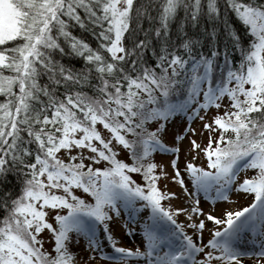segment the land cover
Returning a JSON list of instances; mask_svg holds the SVG:
<instances>
[{
    "label": "snow or ice",
    "instance_id": "1",
    "mask_svg": "<svg viewBox=\"0 0 264 264\" xmlns=\"http://www.w3.org/2000/svg\"><path fill=\"white\" fill-rule=\"evenodd\" d=\"M0 97V264H75L70 246L81 238L102 251L98 225L121 264L264 258V0H0ZM177 116L187 126L170 147L162 134ZM156 152L171 155L182 193L161 190L169 174ZM242 170L253 174L238 180ZM233 191L251 203L219 217L200 206ZM179 195L187 207L166 203ZM121 210L133 222L147 212L144 251L113 240ZM206 220L217 227L197 243ZM247 232L258 250L239 244Z\"/></svg>",
    "mask_w": 264,
    "mask_h": 264
},
{
    "label": "rangeland",
    "instance_id": "2",
    "mask_svg": "<svg viewBox=\"0 0 264 264\" xmlns=\"http://www.w3.org/2000/svg\"><path fill=\"white\" fill-rule=\"evenodd\" d=\"M203 114V113H202ZM207 118V117H206ZM187 126L186 118L176 117L172 119L169 124L166 126L163 136L169 146H175L174 144V136L180 134L182 132L183 127ZM99 127V126H98ZM192 127L197 128V135L195 139L199 143L206 142V133L201 136L200 135V121L198 119L194 120L192 123ZM105 135H107L106 130L104 131ZM181 152H180V160L181 163L184 161L186 157H188L189 152V144L187 140H184L180 144ZM119 155L123 158H127L126 150L122 148L119 150ZM157 160L160 164L165 166V170L168 172L167 177H162L160 182L162 184V191L167 190L174 191L178 194L182 193V190L179 184L176 181L171 179V175L173 170L169 167V161L171 159V155L157 153ZM200 162V161H197ZM181 171L183 169L181 168ZM248 170H242L237 179L241 180L247 176ZM77 193H80L77 191ZM252 196L250 194H245L243 192L237 193L233 191L229 194V199L227 201H210L203 196L200 197V206L204 211L210 212L213 215L221 216L224 210H238L246 205ZM166 203H170L173 207H187L190 203L189 199L185 195H179L178 198H172ZM111 214V213H110ZM113 215V221L109 223V231L113 236V240L115 241L118 247H125L135 250L139 248L141 251H144V240L142 236V231L140 228V223L142 222L143 216L147 215L145 210H140L137 214L136 222L127 219V214L121 210L120 217H115ZM203 217H194V220L202 219ZM177 222L186 221L187 218L184 215H178L176 217ZM126 225V227L124 226ZM215 227L214 223L211 221H205V228L202 231V241L200 236H197V243H206L208 239H210V230H213ZM189 234L193 233L191 228L185 229ZM44 240V247L50 249V245L52 243L50 236L47 232L42 233ZM97 240L100 243L102 251L100 252H89L87 249V240L79 239L77 244L70 246V251L73 252L75 257V264H82L81 257L84 260H87L88 264H121L120 261L112 259L111 257L114 255V250L112 248L111 242L107 239V236L104 233L103 225H98L97 227ZM261 238L258 235H253L251 232H247L242 235L239 244L249 251L258 250ZM244 264H257V261L260 264H264V258L258 256H245L243 257ZM128 264H146L144 258L130 257L128 259Z\"/></svg>",
    "mask_w": 264,
    "mask_h": 264
},
{
    "label": "trees",
    "instance_id": "3",
    "mask_svg": "<svg viewBox=\"0 0 264 264\" xmlns=\"http://www.w3.org/2000/svg\"><path fill=\"white\" fill-rule=\"evenodd\" d=\"M221 2H222V0H221ZM229 22L233 24V27L238 28V29L241 31V34H243V26L240 25V24L238 23V21H235L234 18H231ZM145 26H146V25H145ZM173 27H174V26H173ZM73 31H74V34H75V35L82 36V37H83L88 43H90V45H91L92 47H96V45H97V40H96V38H95L94 36L91 35V33L84 32L83 30L78 29V28H77V29H74ZM9 46H10V45H9ZM63 60H64V62H65L66 64H71L74 68H77V69H79L80 67L83 66V61H82L80 58H78V57L65 56V57L63 58ZM85 91H87V89H85ZM0 99H2V97H0ZM168 124H169V122L167 123V125H168ZM167 125H166V126H167ZM162 138H163V141H164L166 144H168L167 141L165 140L163 134H162ZM168 145H169V144H168ZM126 153H127V152H126ZM157 153H158V152L154 153L153 156H154L155 161H156L157 163H159V161L157 160V157H156V156H157ZM118 158H120V159H124V160H126V162H130V161L128 160V158H123V157H121L120 155H118ZM159 164H160V163H159ZM100 166H103V162L101 163ZM252 174H253V172L251 173V175H252ZM132 175H133V179L137 180V182H140V177H139L138 175H136V174H132ZM158 184H159V186L161 187V190H162V184H161L160 180L158 181ZM76 194L79 195L80 193H76Z\"/></svg>",
    "mask_w": 264,
    "mask_h": 264
}]
</instances>
